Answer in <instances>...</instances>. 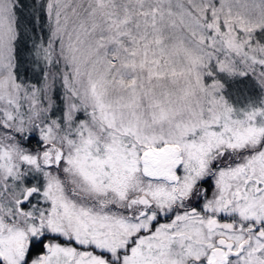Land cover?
Wrapping results in <instances>:
<instances>
[{"label": "snow or ice", "instance_id": "6c2138e0", "mask_svg": "<svg viewBox=\"0 0 264 264\" xmlns=\"http://www.w3.org/2000/svg\"><path fill=\"white\" fill-rule=\"evenodd\" d=\"M20 7L0 0V264H264V107L236 118L215 79L264 86V0H34L36 85Z\"/></svg>", "mask_w": 264, "mask_h": 264}, {"label": "rangeland", "instance_id": "374dc122", "mask_svg": "<svg viewBox=\"0 0 264 264\" xmlns=\"http://www.w3.org/2000/svg\"><path fill=\"white\" fill-rule=\"evenodd\" d=\"M29 2L27 0H21V7L18 9V14L22 16L21 26L25 22V17L28 10ZM23 32V31H22ZM25 32V31H24ZM22 33L25 34V33ZM256 39L260 43H264V32L257 31L255 33ZM35 51V50H34ZM33 49L30 52V62L32 70L34 71V77L37 76V79L43 80V75L45 72V65L43 61L38 60L34 54ZM25 53V52H24ZM27 53V52H26ZM40 61V65L38 64ZM37 67V70H36ZM38 74V75H37ZM31 79V78H30ZM215 79L222 84V88L218 93L219 96H222L227 105H229L236 116V118H241V114L247 111H251L256 108L264 107V86H261L258 79L255 75L249 73L246 75H228L226 73H216ZM41 80V81H42ZM21 81V80H20ZM211 82L210 80L208 81ZM24 83V82H23ZM26 84H39L33 83L32 80L25 82ZM61 105L63 101V89H62ZM61 106V107H62ZM83 118V114H81ZM257 125L261 123L259 118L256 121ZM27 147L33 151L40 148L39 137L36 133H33L29 136L27 141H24ZM28 182H33V178L29 177Z\"/></svg>", "mask_w": 264, "mask_h": 264}, {"label": "trees", "instance_id": "16d2710c", "mask_svg": "<svg viewBox=\"0 0 264 264\" xmlns=\"http://www.w3.org/2000/svg\"><path fill=\"white\" fill-rule=\"evenodd\" d=\"M29 2L28 10L26 14L25 22L22 26V31L25 33L22 35L21 40L17 44V52H16V75L19 80L22 82H27L32 80L33 83H40L42 79H37V76L34 77V71L32 70V65L30 62V52L31 49H34V44L40 42L41 40L46 44L49 36V26L47 17L43 15L42 11L33 9L34 0H27ZM43 3V0H42ZM39 15L40 20L36 23H29V20L33 18V16ZM33 28L35 31H33ZM22 32V33H23ZM25 52V53H24ZM27 52V53H26ZM40 65V61H38ZM37 70V67H36ZM38 75V74H37ZM31 78V79H30ZM56 96L60 102L59 106L61 107V98L62 96V87L59 82L56 84Z\"/></svg>", "mask_w": 264, "mask_h": 264}, {"label": "flooded vegetation", "instance_id": "af4514ba", "mask_svg": "<svg viewBox=\"0 0 264 264\" xmlns=\"http://www.w3.org/2000/svg\"><path fill=\"white\" fill-rule=\"evenodd\" d=\"M211 183H212V182L209 181V184L206 185V187H209L210 190H211ZM161 222H165L163 218H161ZM41 251H42V249H40V248H36V249L34 250V252H33V255H36V254L40 253Z\"/></svg>", "mask_w": 264, "mask_h": 264}]
</instances>
